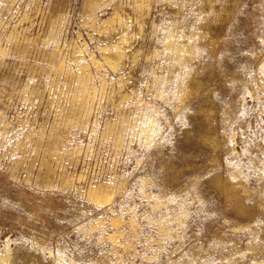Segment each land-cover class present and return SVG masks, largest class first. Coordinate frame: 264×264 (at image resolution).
Segmentation results:
<instances>
[{
    "label": "rangeland",
    "instance_id": "1",
    "mask_svg": "<svg viewBox=\"0 0 264 264\" xmlns=\"http://www.w3.org/2000/svg\"><path fill=\"white\" fill-rule=\"evenodd\" d=\"M86 1H0V264H264V0Z\"/></svg>",
    "mask_w": 264,
    "mask_h": 264
},
{
    "label": "bare ground",
    "instance_id": "2",
    "mask_svg": "<svg viewBox=\"0 0 264 264\" xmlns=\"http://www.w3.org/2000/svg\"><path fill=\"white\" fill-rule=\"evenodd\" d=\"M1 1V0H0ZM3 1V0H2ZM101 3L104 4V6H106L107 4L104 3L103 0H87L85 7H84V14H89L91 17L97 18V16H95V12L96 10L99 8V6L101 5ZM4 9V8H3ZM0 20L1 17L3 15V10H0ZM6 12V11H5ZM98 19V18H97ZM8 20V19H7ZM27 21V20H26ZM100 21V20H99ZM124 20H122V16L118 15L116 13V15L113 16H108V18L103 19L102 23L105 26H109L108 29H104L103 33H106L105 36H101L100 35V39H106L107 37H109V39L111 40L112 37L116 36L117 34L120 35L121 37V43H127V42H131L129 35H128V28H129V24L128 23H123ZM101 24V23H100ZM119 24V28L116 30L115 26ZM105 28V27H104ZM134 39V38H133ZM106 41V40H105ZM109 45V44H108ZM126 45V44H125ZM131 45V44H129ZM26 46V45H25ZM134 48V47H133ZM177 51L180 50V47L177 46L176 47ZM22 49V48H21ZM24 49V48H23ZM101 56L104 58V60L106 62H108V64L110 63L111 68L113 70H117L119 61L122 57V54L126 52L125 46L124 45H116L114 48L111 46H106V47H100L99 48ZM24 51V50H23ZM26 51V50H25ZM84 51V50H83ZM3 52V51H2ZM129 52H127L128 54ZM124 55V54H123ZM133 55V54H132ZM91 60L93 62L94 65L96 66H101L102 62L101 60H98L96 58V56L94 54L90 55ZM138 57V56H137ZM130 59V58H129ZM132 61V60H131ZM79 69L84 72L89 78H92V71H91V62L88 63H84V64H80ZM121 80H124L123 77L120 76ZM35 87V86H34ZM29 88V86H25L24 90L27 91ZM33 88V87H32ZM22 89V88H21ZM39 90V89H38ZM37 90V91H38ZM33 91V93H32ZM31 93L32 95H35L34 93L36 92V89H32ZM38 93V92H36ZM1 94V93H0ZM40 94V91H39ZM5 95V94H4ZM1 98V97H0ZM4 98V97H3ZM48 99V98H47ZM3 101V100H2ZM51 101V100H50ZM50 103V102H49ZM8 108V107H7ZM4 110V109H3ZM60 110V109H59ZM2 116V115H1ZM55 121V120H54ZM56 125V123H55ZM52 126V125H51ZM53 128V127H52ZM55 129V127H54ZM51 131V130H49ZM55 131V130H54ZM41 132V131H40ZM44 132V131H43ZM55 133V132H53ZM39 134V133H38ZM41 136V134H39ZM54 137V135H53ZM51 142V141H50ZM56 143V142H55ZM47 148H45L43 150V158L41 160V164L45 167V172H44V177L47 179L48 178H52L53 173L55 172V167L54 165L51 163V161H59L61 160V158L63 159V154L61 156V147H59V145L55 146L54 144H50L49 142H47ZM41 149V146L39 145L37 147V153L39 154ZM36 150V147H35ZM63 150V148H62ZM37 154V155H38ZM48 155L49 158H46ZM43 167V168H44ZM38 178V177H37ZM44 178V179H45ZM50 180V179H49ZM61 181V186L62 188H71L72 186H74L75 184V179L73 178V176L71 175H65L61 177L60 179ZM49 183V182H48ZM37 184V183H36ZM115 195H116V190L109 186V185H100L99 188H95V189H90L89 190V194L88 197L89 199H91L92 201H94L96 204L101 205V206H108L110 203H112L115 199ZM115 218V217H114ZM117 219L114 220V223H117Z\"/></svg>",
    "mask_w": 264,
    "mask_h": 264
},
{
    "label": "built area",
    "instance_id": "3",
    "mask_svg": "<svg viewBox=\"0 0 264 264\" xmlns=\"http://www.w3.org/2000/svg\"><path fill=\"white\" fill-rule=\"evenodd\" d=\"M1 60H4V61H5V60H6V58H2ZM2 93H3V92H2ZM1 95L3 96L4 94H1ZM29 99H30V98H29ZM3 104L5 105V102H4ZM4 107H7V105H5ZM0 110H1V109H0ZM1 112H2V113H1L0 115H2V114H3V111H2V110H1Z\"/></svg>",
    "mask_w": 264,
    "mask_h": 264
}]
</instances>
